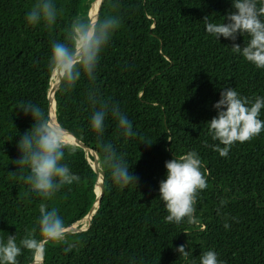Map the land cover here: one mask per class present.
<instances>
[{
	"label": "trees",
	"instance_id": "trees-1",
	"mask_svg": "<svg viewBox=\"0 0 264 264\" xmlns=\"http://www.w3.org/2000/svg\"><path fill=\"white\" fill-rule=\"evenodd\" d=\"M34 2L0 0V238L16 235L17 241L33 229L38 235L41 203L56 207L68 227L81 221L96 199L97 175L87 161L93 157L80 146L71 145L64 160L79 182L51 200L32 193L23 181L26 170L14 163L20 158L18 142L33 125L21 104L39 105L49 116L51 44L63 40L72 18L88 15L97 1L54 0L59 15L51 28L27 24ZM113 11L121 26L101 53L96 80L82 77L71 91L58 87L54 93L56 118L97 155L103 194L87 228L67 233L72 246H49L41 264H199L208 250L223 264H264V130L221 157L207 124L226 88L253 101L264 97V69L230 50L233 43L243 47L247 37L217 41L205 31L204 18L226 17L234 11L232 0H103L98 13ZM90 90L119 103L137 133L121 136L109 116L103 137L127 161L137 186L121 189L101 164L90 128L99 105L89 101ZM259 118L264 120V109ZM190 151L210 173L209 186L198 194L191 223H169L159 194L165 163ZM181 245L191 253L187 259L177 252ZM17 259L30 264L34 256L22 250Z\"/></svg>",
	"mask_w": 264,
	"mask_h": 264
},
{
	"label": "clouds",
	"instance_id": "clouds-1",
	"mask_svg": "<svg viewBox=\"0 0 264 264\" xmlns=\"http://www.w3.org/2000/svg\"><path fill=\"white\" fill-rule=\"evenodd\" d=\"M109 7L115 10L119 5L110 2ZM232 8L233 12L216 22L205 17V31L217 41L220 37L231 41H235L238 35L247 37L243 47L233 43L230 50L256 68L264 69V0H232ZM58 15L54 0H35L25 19L30 26L51 28ZM120 26L121 19L114 11L92 16L84 13L72 18L65 38L51 44L48 60L49 72L62 92L71 91L82 77L90 82L96 80L101 53ZM88 98L94 106L99 105L91 116L90 128L100 145L102 166H107L112 182L121 189L129 184L137 186L127 161L115 153L112 144L103 140L109 116L125 138L137 135L131 121L119 103L99 99L94 90H90ZM213 107L217 115L207 123L208 131L213 140L219 141L214 151L221 157H226L237 142H249L264 130V120L259 118L264 109V97H256L253 101L241 96L235 88H226ZM19 108L25 115L31 114L33 125L19 140L20 158L14 163L26 170L23 181L30 191L45 201L51 200L61 188L80 180L64 162L66 151L74 150L68 130L58 116L55 119L47 116L39 105L25 102ZM165 168L166 179L159 184L160 200L168 213L165 219L169 223L179 224L185 219L191 223L195 219L198 194L208 188L210 173L204 170L195 151L174 157L165 163ZM224 227L228 229L230 225ZM61 243L68 244L69 248L72 246L68 241L67 226L56 207L49 208L46 203H41L38 235L33 229L19 241L16 235L0 238V264H18L17 258L22 255V250L31 252L34 257L42 256L49 246ZM177 252L185 259L191 255L190 251H185L184 245L179 246ZM199 264L223 262L215 251L208 250L200 256Z\"/></svg>",
	"mask_w": 264,
	"mask_h": 264
},
{
	"label": "water",
	"instance_id": "water-1",
	"mask_svg": "<svg viewBox=\"0 0 264 264\" xmlns=\"http://www.w3.org/2000/svg\"><path fill=\"white\" fill-rule=\"evenodd\" d=\"M95 1H98V5H97V9H96V13H98V11L100 9V6H101V3H102L103 0H95ZM88 16H89V14H88ZM49 81H50V79H49ZM57 89H58V85L56 84V86L54 87V89L51 92V94L49 95V93H47V98H48V101H49V117H51L53 119L56 118L54 93L56 92ZM52 101L54 103V115L53 116L50 113V105H51ZM68 133H69V139L74 141V143L71 142V145H77V146L82 147L86 151V155L89 153L93 157V162L94 163L93 162L92 163L89 162L88 156H87V161L90 163L91 168L93 169L94 173L97 175L96 182H95V187H94V192L96 194V199H95L93 205L91 206V208L89 209L88 213L83 218V219H86V224L85 225H79V222H80L79 221V222H76V223H74V224H72V225L67 227V233H76V232L83 231V230H85L87 228V226L90 223V220H91L92 216L94 215L95 211L98 208L99 200H100V198H101V196L103 194V172H102V170H101V173H99V171H98V167L96 165L97 162H98V158H97L96 153L94 151L88 149L87 147H85L70 132H68ZM98 164H99V162H98ZM96 187H97L98 191H96ZM42 256H40V263L39 264H41V262H42ZM35 262H36V259L34 257V259L32 260V262L30 264L35 263Z\"/></svg>",
	"mask_w": 264,
	"mask_h": 264
},
{
	"label": "bare ground",
	"instance_id": "bare-ground-1",
	"mask_svg": "<svg viewBox=\"0 0 264 264\" xmlns=\"http://www.w3.org/2000/svg\"><path fill=\"white\" fill-rule=\"evenodd\" d=\"M97 5H98V1L96 2V4H93V6L91 7V9L89 11V16H92L93 14L96 13ZM55 86H56L55 78H54L53 75H51V78H50V81H49V88H48L49 95L51 94V92L53 91ZM50 113H51L52 116L54 115V103H53V101L51 102V105H50ZM70 141L72 143H74L73 140L70 139ZM96 165L98 167L99 173H101L100 165L98 164V162H97ZM96 191H98L97 187H96ZM82 221L84 222L82 225H85L86 224V219H83ZM35 259H36V262L32 263V264H39L40 263V256L39 257H35Z\"/></svg>",
	"mask_w": 264,
	"mask_h": 264
},
{
	"label": "rangeland",
	"instance_id": "rangeland-1",
	"mask_svg": "<svg viewBox=\"0 0 264 264\" xmlns=\"http://www.w3.org/2000/svg\"><path fill=\"white\" fill-rule=\"evenodd\" d=\"M91 4H92V3H91ZM92 6H93V5H90V8H89V10H88V14H89V11H90V9H91ZM88 158H89V156H88ZM89 162L92 163L93 160H91V159L89 158ZM82 220H83V219H82ZM82 220L79 222V225H82V224L84 223Z\"/></svg>",
	"mask_w": 264,
	"mask_h": 264
}]
</instances>
